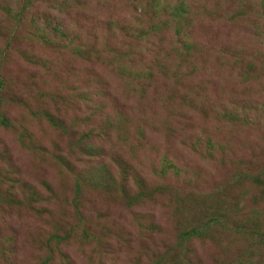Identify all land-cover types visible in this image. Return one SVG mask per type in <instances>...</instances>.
Returning a JSON list of instances; mask_svg holds the SVG:
<instances>
[{"label": "rangeland", "instance_id": "rangeland-1", "mask_svg": "<svg viewBox=\"0 0 264 264\" xmlns=\"http://www.w3.org/2000/svg\"><path fill=\"white\" fill-rule=\"evenodd\" d=\"M0 264H264V0H0Z\"/></svg>", "mask_w": 264, "mask_h": 264}, {"label": "trees", "instance_id": "trees-1", "mask_svg": "<svg viewBox=\"0 0 264 264\" xmlns=\"http://www.w3.org/2000/svg\"><path fill=\"white\" fill-rule=\"evenodd\" d=\"M56 159L59 162L63 161L61 157L58 158L56 156ZM219 222L221 221L219 220ZM208 228H209V224H205L204 226H193L192 229L187 230L183 233V235L181 236L180 244H183L185 241H187L190 238L203 237L205 231H207Z\"/></svg>", "mask_w": 264, "mask_h": 264}]
</instances>
